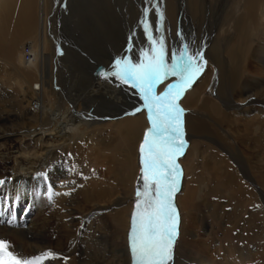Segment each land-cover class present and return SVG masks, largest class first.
I'll return each instance as SVG.
<instances>
[{
    "label": "bare ground",
    "instance_id": "6f19581e",
    "mask_svg": "<svg viewBox=\"0 0 264 264\" xmlns=\"http://www.w3.org/2000/svg\"><path fill=\"white\" fill-rule=\"evenodd\" d=\"M149 36L157 48L163 41L168 63L185 45L203 56L181 99L188 147L176 159L170 264H264V0H0V122L10 108L22 122L0 125V146L15 140L22 149H0L15 167L0 169V239L13 254H58L42 264H132L150 122L136 89L98 71L124 55H151ZM242 113L240 139L260 151L256 181L250 156L240 158V178L220 153ZM14 160H26L24 169Z\"/></svg>",
    "mask_w": 264,
    "mask_h": 264
},
{
    "label": "snow or ice",
    "instance_id": "6c2138e0",
    "mask_svg": "<svg viewBox=\"0 0 264 264\" xmlns=\"http://www.w3.org/2000/svg\"><path fill=\"white\" fill-rule=\"evenodd\" d=\"M149 39L151 55L142 51L143 59L138 62H133L127 55L115 58L109 69H100L98 75L115 77L136 89L144 101L150 122L140 146L143 184L135 194L137 200L129 231L132 264H170L178 235L173 195L181 170L176 159L186 146L182 126L184 110L177 101L202 71L197 58L203 60V56L200 52L190 55L185 45L180 55H174L168 63L163 41L157 48V41L151 36ZM169 76L178 79L168 84L165 92L157 94L156 86ZM8 248V242L0 239V264H42L58 255L49 251L31 258L18 257Z\"/></svg>",
    "mask_w": 264,
    "mask_h": 264
},
{
    "label": "rangeland",
    "instance_id": "374dc122",
    "mask_svg": "<svg viewBox=\"0 0 264 264\" xmlns=\"http://www.w3.org/2000/svg\"><path fill=\"white\" fill-rule=\"evenodd\" d=\"M153 36V35H152ZM150 40H148V41H146V45H148V42H149ZM151 42V41H150ZM260 66H262V65H260ZM260 73V74H259ZM258 74H259V76L261 77V79L264 81V66H262V69L260 70L259 69V72H258ZM35 88H37V85H35ZM39 88V87H38ZM40 89V88H39ZM263 94L262 95H264V91L262 92ZM204 96L205 95H203V98H204ZM212 96L213 97H216V93H214V94H212ZM211 96V97H212ZM234 97V100L236 101V103H241L242 101L241 100H243L242 98H243V96H241V98L239 97V96H232V98ZM263 98V97H262ZM218 100V99H217ZM219 105L223 108V109H225V108H227V106L229 105L228 104V102L227 101H225L224 102V100H219ZM262 103H264V100L262 101ZM35 106H37V105H35ZM262 106V108L263 109H261V111H262V115H264V104H262L261 105ZM260 106V107H261ZM228 109V108H227ZM10 110L12 111V113H11V115H9L10 117L8 118V116L6 115V117L8 118L7 120H2L1 122H0V125H11V123H12V125L13 124H21L22 122H21V120L19 119V115H18V113H17V109L16 108H10ZM234 109H231V110H229V111H233ZM237 110H239V109H236V111ZM240 111V110H239ZM4 116H5V114H4ZM238 124L237 125H233V127H237V129H238V131L235 133H232L231 134V136H230V138H229V140H228V144H227V148H229V150L227 151H224L223 150V148H219L220 149V153L224 156V157H229V160L231 161V163H232V165H234V168H235V172H236V174L240 177V178H243V175H242V172H240L241 170H240V165L238 164L239 163V161L241 160V159H243L246 155L247 156H250V165H251V167H252V169H251V174L253 175L252 176V179L254 180V181H256L255 180V175H256V172H258L259 171V168H258V164L256 163V160H257V158H259L260 157V155H259V153H260V151H259V153H257L256 152V148H253L252 146L254 145V142H251V141H246V139H245V137H243L244 138V140L245 141H242L240 138L242 137V129L243 128H245L244 127V125L245 124H247L248 123V117L246 116V115H244L243 113L242 114H239L238 116ZM243 117V118H242ZM13 118V119H12ZM241 119V120H240ZM10 121V122H9ZM5 123V124H4ZM88 134V133H87ZM259 134H261V133H259ZM259 134L258 133H255V134H253L255 137H257V136H259ZM253 135L251 136V135H246V136H250V137H253ZM21 143L20 142H17V141H15V140H13V141H10V142H7V144H6V146H14V148H13V150L14 151H16V154H17V156H20L21 155V153H22V149H21V145H20ZM264 144V143H263ZM263 144H260V145H263ZM6 146H4V147H1L0 146V149H2L3 151H5V152H7L4 148H6ZM258 147L260 148V146L258 145ZM21 149V150H20ZM262 149L263 150H261V149H259V150H261V151H263V157H264V146L262 147ZM5 152H3V153H1L0 152V169H2V170H13V169H15V167H13V165H14V163H12L11 162V159L9 158V156L8 155H6L5 154ZM246 154V155H245ZM115 155H119V154H117V153H115ZM120 156V155H119ZM259 156V157H258ZM241 158V159H240ZM246 158V157H245ZM14 161H16L17 162V160H14ZM13 161V162H14ZM26 161V160H25ZM25 161H21L20 160V162L17 164L18 166H20L22 169H24V166H25V164H24V162ZM31 166H29V167H33V165L34 164H30ZM257 166V167H256ZM13 167V168H12ZM20 168V169H21ZM33 168H36V166L34 165V167ZM17 170H19L18 168H17ZM258 170V171H257ZM186 175V174H185ZM185 177V176H184ZM244 182L246 181L247 182V180L244 178V179H242ZM247 183H249L250 185H252V183L250 182V181H248ZM254 183V182H253ZM256 183V182H255ZM245 185V184H244ZM179 188V187H178ZM178 188H177V191L174 193V195H173V202L175 201V197H176V195L178 194V191L180 190V188H179V190H178ZM22 211H24L23 209H21L20 210V212L18 213V217L19 218H22L23 216H24V214L22 215ZM246 216H248V214L246 215Z\"/></svg>",
    "mask_w": 264,
    "mask_h": 264
}]
</instances>
